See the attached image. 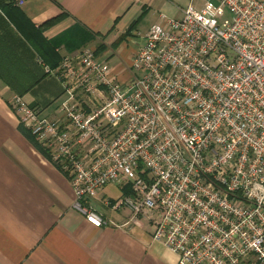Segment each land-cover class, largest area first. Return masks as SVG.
Wrapping results in <instances>:
<instances>
[{
  "label": "built area",
  "instance_id": "1",
  "mask_svg": "<svg viewBox=\"0 0 264 264\" xmlns=\"http://www.w3.org/2000/svg\"><path fill=\"white\" fill-rule=\"evenodd\" d=\"M215 1L150 27L130 66L142 77L122 83L87 47L55 71L56 116L11 103L92 226L110 224L99 192L129 186L113 208L179 264H264V0Z\"/></svg>",
  "mask_w": 264,
  "mask_h": 264
},
{
  "label": "crops",
  "instance_id": "2",
  "mask_svg": "<svg viewBox=\"0 0 264 264\" xmlns=\"http://www.w3.org/2000/svg\"><path fill=\"white\" fill-rule=\"evenodd\" d=\"M206 1L0 0V264H179L153 240L146 219L113 208L129 186L100 191L92 205L110 224H89L74 208L67 174L11 100L20 96L40 115L56 116L64 91L55 71L65 56L87 47L125 83L129 73L114 62L117 49H125L130 67L152 25L164 23L163 16L181 19L189 5L201 9Z\"/></svg>",
  "mask_w": 264,
  "mask_h": 264
},
{
  "label": "rangeland",
  "instance_id": "3",
  "mask_svg": "<svg viewBox=\"0 0 264 264\" xmlns=\"http://www.w3.org/2000/svg\"><path fill=\"white\" fill-rule=\"evenodd\" d=\"M210 2L212 3V4H216V1L215 0H210ZM132 49H133V47L132 46H129V48H128V56H129V52H131L132 51ZM124 48H122V47H119L118 49H117V54H116V56H115V58H114V62H118V63H121V65H122V68H121V73H125V72H127V73H129L128 75H129V79L132 77V76H137V77H142L143 76V73H142V71H140V70H138V69H134L133 71H131V67H126V65L124 64L125 62L123 61V58L125 57V53H124ZM126 68V69H125ZM128 81V80H127ZM63 99H64V97H63ZM62 99V100H63ZM61 106V105H60ZM59 108H57V111H56V113L55 114H58L59 113ZM42 118L43 117H46V116H44V115H40ZM115 193H117V191L115 190ZM118 194V193H117ZM146 221V220H145ZM148 223V222H147Z\"/></svg>",
  "mask_w": 264,
  "mask_h": 264
},
{
  "label": "trees",
  "instance_id": "4",
  "mask_svg": "<svg viewBox=\"0 0 264 264\" xmlns=\"http://www.w3.org/2000/svg\"><path fill=\"white\" fill-rule=\"evenodd\" d=\"M58 22V20L56 19V20H53V21H50L49 23H47V26H51V25H53V24H55V23H57ZM132 194V191H131V189H130V187H128L126 190H125V195H131Z\"/></svg>",
  "mask_w": 264,
  "mask_h": 264
}]
</instances>
